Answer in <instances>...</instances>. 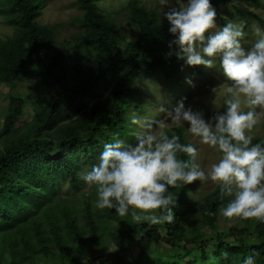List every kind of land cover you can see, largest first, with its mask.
I'll list each match as a JSON object with an SVG mask.
<instances>
[{
    "label": "trees",
    "instance_id": "1",
    "mask_svg": "<svg viewBox=\"0 0 264 264\" xmlns=\"http://www.w3.org/2000/svg\"><path fill=\"white\" fill-rule=\"evenodd\" d=\"M231 1L211 3L216 8ZM44 3L0 0V14L13 29L0 39V88H9L0 123V264H241L252 251L258 253L256 264H264V223L249 218L243 219L249 225L222 228L219 209L229 198L221 199L218 184L200 199L189 196L192 182L169 187L177 202L172 223L149 224L129 216L122 228L123 217L114 209L96 207L95 186L81 187L83 166L97 163L104 144L114 138L133 139L136 126L130 117L141 109L143 95L135 79L161 75L181 83L183 61L174 54L175 45L168 55L173 37L167 20L140 0L123 6L137 31L123 44L122 26L110 12L96 0H74L81 12L79 47L72 48L68 61L57 42L60 25L38 21ZM234 7L240 18L264 29L258 13ZM87 55L94 57L92 64ZM19 78L40 86L35 100L12 90ZM90 97L89 107L75 113L78 101ZM26 106L32 113L25 114ZM165 131L189 144L184 125ZM252 143L264 139L253 137ZM65 181L73 194L59 192ZM106 237L112 248L104 246ZM103 248L104 254L97 253ZM127 254L134 256L125 259Z\"/></svg>",
    "mask_w": 264,
    "mask_h": 264
},
{
    "label": "clouds",
    "instance_id": "2",
    "mask_svg": "<svg viewBox=\"0 0 264 264\" xmlns=\"http://www.w3.org/2000/svg\"><path fill=\"white\" fill-rule=\"evenodd\" d=\"M158 4L173 37L168 55L175 45L174 54L186 65L206 68H216L219 57V69L231 82L223 90L226 109L207 119L202 111L186 107L184 98L170 107L161 105L160 111L178 126L188 122L189 132L218 149L221 158L206 171L194 145L181 143L178 135L169 136L165 123L133 112L130 124L138 129L136 142L114 138L105 143L98 162L80 178L95 186L97 208L114 209L121 217L130 214L137 222L172 223L177 202L169 187L211 180L218 183L221 199L229 198L219 209L221 215L264 223V143L253 144L250 134L260 120L256 109L264 108V29L255 28L258 39L245 49L243 24L228 22L209 31L217 27L211 0H184L179 6L173 0H158ZM186 82L192 83L188 78ZM180 153L187 159L179 158ZM257 256L252 251L241 264H256Z\"/></svg>",
    "mask_w": 264,
    "mask_h": 264
},
{
    "label": "rangeland",
    "instance_id": "3",
    "mask_svg": "<svg viewBox=\"0 0 264 264\" xmlns=\"http://www.w3.org/2000/svg\"><path fill=\"white\" fill-rule=\"evenodd\" d=\"M74 0H45V3L42 7L41 14L38 18V21L42 24H52L58 23L60 27L57 31V42L62 44L65 47L66 58L70 61L71 50L74 46H78L76 42V34L79 30L78 16L81 14L80 10L73 3ZM98 5L111 13L112 18L116 19L119 24L122 26V35L120 38V43L123 44L128 38L136 36V28L129 22L123 6L128 0H96ZM141 3L154 7L160 17H162L161 6L158 4V0H140ZM184 0H173L174 6H179ZM235 5H238L246 10H251L252 12L258 13L264 19V0H261L260 4L245 5L239 0H232L227 5L216 7V24L215 29H211L212 32L219 30L228 22H234L238 24H243V30L246 35L241 40V44L245 49L250 48L258 39L255 34V28L260 27V24L252 19H242L240 18L238 12L235 10ZM262 29V28H261ZM12 26L5 23L3 15L0 14V39L4 38L7 34L12 33ZM88 56V55H87ZM88 62L91 64L94 62V57L92 55L88 56ZM182 60V59H181ZM183 61V60H182ZM216 68H206L203 65L188 66L183 61L184 67V78L181 83H175L166 80L161 75L144 77L135 79L134 85L137 86L143 93L142 98L139 99L141 104V109L138 114L150 116L162 123L166 124V128L175 126L172 121L169 120L166 113L160 111V106H171L174 105L178 100L184 98L185 106H191L193 111H202L205 119L212 116L217 111H223V103L226 99L224 95V88L231 83L223 76L222 72L219 69V62L216 59ZM186 78L192 81L191 84L186 82ZM110 82H104L102 84L103 94L109 88ZM14 92H18L22 95H26L30 100H35L37 93L40 91V86L33 81H28L22 78H19L15 81L14 87H12ZM9 88L2 86L0 88V123L2 121L3 111L5 110V105L7 103V95ZM92 99L84 98L78 101L75 105L74 112L80 113L83 109H87L91 104ZM247 111V108H245ZM257 113L260 114L259 122L253 127L250 134L253 137H261L264 139V108H257ZM32 113L30 106H26L25 114ZM133 113V112H132ZM181 125H184L187 129V140L189 144L194 145L198 149V162L201 164V167L206 171L210 169L213 163H216L221 158L220 152L218 149L211 147L207 144L201 142L200 137L194 136L189 132L188 122H183ZM135 127L133 133L134 137L131 140H124L126 143L134 144L135 132L137 131ZM157 131L159 128L157 127ZM91 168L83 166L81 173ZM218 183L211 180L199 181L194 180L191 184L189 190V196L194 199H200L204 195L211 192ZM81 187L84 189H89L91 186L86 184L81 179ZM59 192L67 195L73 194L69 185L65 182H62L59 187ZM158 214V213H157ZM130 214L123 217L121 220L123 223L119 225L124 228L127 224L126 221L129 219ZM133 218V217H132ZM134 219V218H133ZM251 222H243V218L240 217H231L227 218L224 216L220 217L219 224L222 228L229 226L230 224H237L238 226H243L244 224L249 225ZM108 240L105 242L104 246L112 248V242L109 237H106ZM161 249H167L166 246H161ZM105 248L103 250L97 249V253L104 254ZM96 254V253H95ZM134 255L127 254L124 258L130 259ZM74 257L79 259V256L74 254Z\"/></svg>",
    "mask_w": 264,
    "mask_h": 264
}]
</instances>
